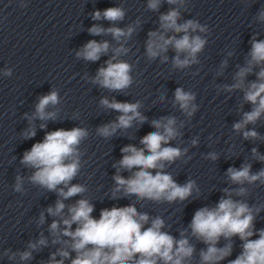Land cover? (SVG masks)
<instances>
[{
    "label": "clouds",
    "instance_id": "9594fccd",
    "mask_svg": "<svg viewBox=\"0 0 264 264\" xmlns=\"http://www.w3.org/2000/svg\"><path fill=\"white\" fill-rule=\"evenodd\" d=\"M170 5H177L169 9L159 17L160 29L148 33L146 42V53L150 59L166 53L171 47L176 55L173 57V66L185 68L197 63V54L200 53L207 43L206 39L194 34L197 31H207L198 21L189 19L183 23L180 20V8L184 7L186 0H166ZM161 0H148V8L155 11L160 7ZM125 11L121 7H109L102 13L97 10L93 13L92 19H105L110 22H117L124 18ZM264 20V11L258 17ZM134 27L126 29L109 27L105 29L99 25H93L88 29L92 35L111 34L113 39L120 42L122 38L132 35ZM172 33V35H168ZM182 34V35H176ZM251 51L246 66L239 68L234 76L235 83L225 85L226 91L239 89L244 93V101L253 107L249 112L243 114L240 122L233 125V129L242 132L244 139H257L258 133L255 130H245L248 124H255L264 115V40L251 41ZM107 41H88L77 53L86 61L95 62L101 55L109 51ZM128 51L122 44L113 49V56L108 59L106 67L98 69L92 83L112 91H124L132 84L130 75L131 65L123 60H118L121 54ZM184 58L181 59V54ZM168 57H162L167 61ZM259 67L255 73L256 80L246 83V77L253 73L254 68ZM195 94L187 92L183 88H176L174 103L189 117L197 110L193 103ZM60 103L56 90L39 98L35 113L29 119L41 121L54 120L57 111H46L49 106L55 108ZM100 104L107 109L119 112L116 121L97 128V134L104 138L112 137L118 129H128L133 126V121L143 123L146 117L141 114V104L118 102L115 99L109 101L102 98ZM175 117H161L152 121L155 131L143 136L140 143L142 148L134 145H127L121 149L122 159L118 162L117 174L113 177L115 188L113 198L117 193L125 196L134 195L141 200L172 203L177 200L183 202L190 197L195 189H199L194 180L180 185L175 182L172 175L165 172L166 164H171L185 155L186 149L170 146L169 142L180 135ZM183 126V125H181ZM45 128V124L40 125ZM34 128H29L24 136L26 139L35 136ZM88 131L76 127L71 130L58 129L46 133L42 142L34 143L29 151L23 155L21 163L35 169L29 177L33 185H38L47 191L56 192L58 199L52 207L47 208L48 215L59 217L53 220L49 226V232L54 237L52 243H62L67 249L76 253L71 264H190L195 253L185 232H181V238L176 239L167 232L162 231L165 221L157 216L151 219L147 213L138 212L134 205L125 207L105 208L100 212L99 218H94L92 213L94 205L88 199L81 198L74 204L66 205L65 200L81 195L87 191L82 184H72L71 181L79 174L81 169V153L79 145L87 138ZM197 141L193 140L195 145ZM253 156L264 161V155H260L254 148ZM209 158L217 159L215 153H210ZM121 169L132 174L125 178L119 174ZM135 169V171H133ZM227 176L233 184H253L260 181L264 184V169L257 173L251 172V165L245 164L236 169L230 167ZM22 178L17 176L15 191L21 192ZM225 197H222L218 204L213 207H202L197 210L189 225L191 235L207 245L206 250H201V264H219L220 261L229 257L232 252L231 239L238 236L243 242L242 252L228 264H264V229L257 231L254 228V212L258 213L259 208L253 209L248 203L232 199L233 191L237 196L247 195L248 190L239 187L235 190H224ZM67 208V213L65 209ZM44 213L40 214L39 223L43 224ZM76 225L73 230V225ZM61 225L63 227L61 228ZM258 234V239H251ZM61 237L68 239L62 240ZM223 237L229 241L223 247L218 243ZM47 239L41 238L35 243H29L30 249H37L39 246H46ZM62 247L53 253L48 264H64V259L70 256V252ZM22 261L31 259V251H24L19 254ZM59 255L61 259L57 260ZM15 254L9 256L14 259Z\"/></svg>",
    "mask_w": 264,
    "mask_h": 264
}]
</instances>
